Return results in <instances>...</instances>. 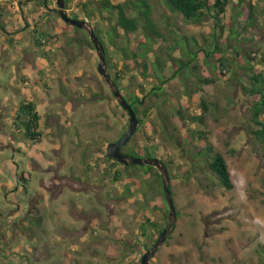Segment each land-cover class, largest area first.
Listing matches in <instances>:
<instances>
[{
    "label": "rangeland",
    "instance_id": "374dc122",
    "mask_svg": "<svg viewBox=\"0 0 264 264\" xmlns=\"http://www.w3.org/2000/svg\"><path fill=\"white\" fill-rule=\"evenodd\" d=\"M74 1L65 8L70 17H75ZM40 2L23 1L17 9V0H0L4 9L0 17L4 26L0 28V264H140L141 255L168 219L158 170L138 164L122 168L105 157L107 144L127 129V112L99 74L87 33L48 9L56 7L55 0H48L47 7ZM163 2L149 0L165 42H146L140 30L129 37V43L124 35L115 39L116 45L130 50L127 55L131 49L138 53L137 63L124 59L110 43L107 21L97 14L84 18L105 43L109 63L117 69L126 65L127 77L133 76L120 83L127 89L117 87L128 99L132 93L142 96L140 84L146 92L159 83L152 73L141 75L145 56L148 65L158 69L155 53L182 42L183 36L187 50H211L214 45L210 18L192 23L163 7ZM232 2L226 6L225 31L218 44L223 47L229 40L244 55L233 62L243 65L246 56L264 76L259 61L264 18L257 12V27L243 31L242 7ZM263 3L256 2L258 9ZM230 27L241 33L237 44L227 35ZM44 30L51 38L41 33ZM35 37L47 40L38 46ZM168 53L158 52L162 58L157 78L170 77L180 67L179 50L173 51L172 59ZM193 64L197 68L191 70ZM108 71L112 79L115 70ZM236 71L234 78L231 72L218 77L213 58L205 61L198 52L192 63L163 83L159 95L148 94L138 105L142 123L122 151L164 160L176 211L173 230L150 264H264V148L252 138L258 125L250 111L260 98L246 89L252 84L250 73ZM198 75L215 81L200 85ZM25 98L40 115L37 142L12 124L14 108ZM197 115L201 122L193 120ZM258 119L264 121V112ZM208 145L212 150L206 153ZM214 152L226 161L233 182L230 190L221 187L208 168ZM115 171L120 173L117 180Z\"/></svg>",
    "mask_w": 264,
    "mask_h": 264
},
{
    "label": "trees",
    "instance_id": "16d2710c",
    "mask_svg": "<svg viewBox=\"0 0 264 264\" xmlns=\"http://www.w3.org/2000/svg\"><path fill=\"white\" fill-rule=\"evenodd\" d=\"M40 1L42 2V5L44 7H47L48 0H40ZM72 1L73 0H65V8H69ZM161 1L162 2L164 1L163 4L165 3V6L163 7H165L166 9L168 7L171 11L180 14L185 20L190 21L192 23L199 24L202 21H204L205 18L207 17L210 18L212 21V29H213L212 39L215 42L211 50L210 49L206 50L205 48L202 49L198 48L197 50L194 51L191 50V48L190 49L188 48L187 50L186 44L188 41L187 38L183 36L182 42H176L175 44L166 47V49L159 50L157 51V53H155V60L153 61H156L158 69H156L155 65L154 67L148 65L146 60L147 57L144 54L145 58L142 60L140 65L142 70L141 75L144 76L145 78L146 74L152 73V76L155 77L156 80L159 79V83L150 86V88L146 92L144 91L143 86L140 84L139 87L141 89L142 96H138L135 93H132L131 95L128 94L129 99L124 96L125 99L128 101V103L132 106L133 110L135 111L136 116L139 120V125L142 123V119L138 115L139 113L138 105L144 104L148 94L153 93L159 95L160 93L159 91L162 90L163 83L176 76L177 72L181 69V67L185 66L186 64L192 63L194 61V58L197 57L198 52H202L205 61H207L209 58H213V68L214 71H216L218 77L224 76L226 72H231L232 77L234 78L235 74L238 76L237 74L238 71H236L237 69H241L244 72L248 71L250 73L248 77L249 79L252 80V84L250 88H246V89L249 94L256 96L259 95L260 98L258 99L257 97V99L253 102L252 107L250 108V111L252 112L251 118L258 125V129L256 128L253 131H251L252 132L251 134H252V138L255 139L256 142H258L262 148H264V121L258 119L259 115L262 112H264V76L261 71L259 72L253 69V65L249 63V59L246 56L243 65L240 64L238 65L236 62H233V60L235 61L236 58L239 59L240 56L243 57L244 56L243 52L237 50L236 45L233 44L231 45L229 40L223 47H221L218 44V40H217L219 38H222L224 34L225 24L223 22V17L226 11V6L230 2H232V0H161ZM257 1L258 0H254V1L236 0V2H234L235 4L232 2L234 4V5L232 4V6L242 7V10L240 8L241 10L240 15L242 14L243 17L245 18V22L242 26L243 31H245L248 28L257 27V22H256L257 12H259L264 18V3L262 4V8L258 9V6L256 5ZM74 8H75V12H73L75 16L74 18L78 16L79 17L78 19L84 20V18L85 19L87 18L89 20L95 18L97 14V17H100L102 20L107 21L110 26V30H111L110 32L112 33L110 43L111 44L114 43L115 47H117V49L123 53L124 59H128L129 57L130 59H132L134 63H137L134 59L140 56L138 55L137 52H135L134 49H131L132 56L127 55L130 50L128 51L127 48L125 50V48H122V46L116 45L115 39L119 38V36L124 35L127 38V42H128L129 37L133 36L134 33L140 30L141 32H143L144 37L146 38L145 40L146 42L147 41L153 42L154 40L157 39H161L164 42L167 40V37L164 36L158 24L154 21L152 17V7L149 3V0H120V1L119 0H85V1L75 0L72 9ZM48 9L51 10L52 8H48ZM3 12L4 9L0 5V17H2ZM104 12H106L107 14L105 15ZM80 13H82V15H80ZM0 28L4 29V26L3 24H1V22H0ZM92 29L94 32V26H92ZM99 32L103 33L104 31H102V29L99 28ZM239 32L240 31L233 32V28L230 27V31L228 32L227 35L230 36V38L233 36V40L237 44L239 43V36L241 34ZM41 33H43V35L47 39L51 38V36H49V34L45 32V30L42 31ZM96 37L98 38V40L100 41V43L102 44L105 50V62H106L108 74L109 75L112 74L110 71H108V69L109 67H113L115 70L114 75H112L113 82L119 89H124V88L127 89V86L125 84L121 85L120 83L123 80V78H126V80H128L133 76L127 77L126 65L117 69L114 63L112 64L109 63L107 47L105 46V43L103 42L102 38H100L97 35ZM47 39L42 41L40 37H35L33 41L35 45L39 46L42 45V42L45 43ZM205 42L208 43L207 41ZM88 43L90 44V41ZM140 43H143L142 45H145L144 42L142 41H140ZM176 49L179 50V54H180L178 58H176L180 62V67L175 68L173 72L170 74V77L160 79L158 76L157 78L155 75V71L159 72L158 70L159 68H161V63L159 61V58H162L161 56H158V52H164L165 50L166 52H169L168 54L170 56L172 55L173 51ZM184 57H186V60H183ZM172 58L174 57L172 56L171 59ZM259 61L262 64H264V48L260 55ZM196 68H197V64H193L191 66V70ZM195 77L200 85L212 84L215 81L214 78L202 77L199 75L198 77L197 76ZM188 93L189 92H187V94ZM202 106H203V111L206 110V106L203 103ZM147 112L148 110L146 111V113ZM13 118L14 119L12 124L17 130L22 132L25 138H28L33 142H37L39 140L38 137L40 136V133L38 131V128L40 124V115L36 109L35 104L32 101L26 99L20 100ZM193 120L201 122L202 116L197 115ZM125 130L126 128L123 130L122 134L125 132ZM198 135L200 137V141L203 143V140L205 139L203 132L201 131L198 132ZM124 146H126V144L123 145L122 148ZM211 150L212 147L208 145V148L205 151L206 153H208ZM144 152L149 153V150H146ZM140 153L141 152H138V155L136 156L141 157L142 155H140ZM207 164H208V168L215 176V178L218 181V184L221 187H223L226 190H230L233 188V182L231 179L230 171L221 153L214 152L213 154H211ZM119 174H120L119 171H115V175L113 176V179L117 180ZM157 175L161 179V176L158 172ZM169 189H170V185H169ZM164 225L165 224H163L161 227L158 228L157 233H160V231H162Z\"/></svg>",
    "mask_w": 264,
    "mask_h": 264
},
{
    "label": "water",
    "instance_id": "95a60500",
    "mask_svg": "<svg viewBox=\"0 0 264 264\" xmlns=\"http://www.w3.org/2000/svg\"><path fill=\"white\" fill-rule=\"evenodd\" d=\"M55 2L56 7L54 10L62 21L71 26L83 29L87 33L88 38L92 43L95 53L98 57L97 70L99 74L101 75L103 81L105 82L113 96L116 98L119 105L123 108V110L127 112V129L117 140L109 142L107 144L105 150L106 157L114 158L117 162L123 165L138 164L152 166L158 170L161 176L163 194L168 208V219L156 240L140 257V264H150V260L154 256L155 251L160 245L165 242L176 220L174 202L169 189V174L167 167L161 159L127 155L123 154L120 151L121 146L125 145L129 141L139 125V120L136 116V113L133 110L132 106L126 101V99L108 74L106 70L105 50L96 37L95 33L93 32L92 26L85 20L70 17L65 10V0H55Z\"/></svg>",
    "mask_w": 264,
    "mask_h": 264
},
{
    "label": "flooded vegetation",
    "instance_id": "af4514ba",
    "mask_svg": "<svg viewBox=\"0 0 264 264\" xmlns=\"http://www.w3.org/2000/svg\"><path fill=\"white\" fill-rule=\"evenodd\" d=\"M18 1H19V2H18ZM23 1H24L23 4H25V2H26L27 0H17V6H18L17 9H20L21 5H23V4H22ZM19 6H20V7H19ZM54 9H55V7H52L51 10L55 13V10H54ZM20 11H21V10H20ZM56 14H57V13H56ZM24 23H25V22H24ZM24 23H23V24H19V26L16 27V30H19L20 28H23ZM26 23H27V22H26ZM25 27H27V26H25ZM116 140H117V139H116ZM113 141H115V140H113ZM111 142H112V141H111ZM126 145H127V144H126ZM120 151H121L123 154L130 155L129 153H125V152L122 151V146H121V148H120ZM106 158H107L108 160L111 161V162H110L111 165H114V163L116 162V164L120 165L122 168H124V167L126 168V165H123V164L117 162L114 158H108V157H106ZM122 168H121V169H122ZM123 172H125V171H123ZM119 175H120V174H119ZM29 202H30V201H29ZM13 204H14V203H13ZM28 205H29V207L31 206L32 209L34 210V207H35V206H34L32 203H29ZM13 207H15V209H18V210H19V208H20V207L17 208V205H16V204H14ZM31 212H32V211H31L30 208H29L27 213H31ZM165 224H166V223H165ZM164 226H165V225H164ZM172 228H173V227H172ZM171 230H172V229H171ZM160 232H161V231H160ZM158 235H159V233H156L153 242L156 240V238L158 237ZM167 239H168V238H167ZM153 242H152V243H153ZM152 243H150V246L152 245ZM150 246H148V248H149ZM148 248H147V249H148Z\"/></svg>",
    "mask_w": 264,
    "mask_h": 264
},
{
    "label": "crops",
    "instance_id": "0c3cea01",
    "mask_svg": "<svg viewBox=\"0 0 264 264\" xmlns=\"http://www.w3.org/2000/svg\"><path fill=\"white\" fill-rule=\"evenodd\" d=\"M15 26V25H14ZM14 29V28H13ZM25 56L27 57L28 56V54H25ZM39 65V64H38ZM40 66V65H39ZM36 70H38V68H36ZM22 94V93H21ZM26 99V98H25ZM29 100V99H28ZM31 101V100H30ZM16 108L17 107H15L14 108V113H15V111H16ZM36 109H38L37 107H36ZM10 110V109H9ZM0 111H1V109H0ZM38 111V110H37ZM1 113V112H0ZM5 113V112H4ZM4 113H2V114H4ZM7 113H9V111L7 112ZM10 114H8V115H6V117H8ZM12 116V115H11Z\"/></svg>",
    "mask_w": 264,
    "mask_h": 264
}]
</instances>
